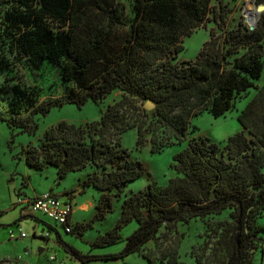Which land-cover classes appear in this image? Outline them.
Here are the masks:
<instances>
[{
    "label": "trees",
    "instance_id": "1",
    "mask_svg": "<svg viewBox=\"0 0 264 264\" xmlns=\"http://www.w3.org/2000/svg\"><path fill=\"white\" fill-rule=\"evenodd\" d=\"M210 1L135 0L128 36L121 49L112 52L110 43L126 18L125 6L117 0H0V41L8 45L14 63L33 73L42 66H59L62 81L75 84L68 93L40 104L37 89L15 87L11 116L0 108V121L11 130L35 135L37 126L30 121L36 115L47 116L66 105L99 104L114 91L123 92L99 121L61 122L46 130L37 146L23 149L30 169L57 170V185L70 173L94 169L80 193L87 188L100 192L96 213L84 226L71 224L69 234L84 236L113 212L114 201L123 198L128 184L151 176L145 164L123 148L124 133L136 129L137 146L150 142L151 152L157 153L184 143L193 118L204 113L223 117L233 110L238 96L256 90L238 116L241 132L223 146L208 137L190 141L174 155L176 176L167 185L151 182L123 198L117 224L92 246L117 245L123 228L135 222L138 227L119 254H83L48 225L64 251L81 264L124 260L133 254L150 264H179L183 235L178 226L228 210L230 220L208 226L216 240L210 238L199 248L203 254L196 262L254 264L255 252L264 243L258 226L264 214V85H257L264 70V13L254 30L243 22L227 29V11L220 8L214 18L223 33L212 29L194 61L176 62L184 51V38L205 27ZM262 4L264 0H257ZM148 101L155 103L154 110L144 109ZM24 106L26 117L21 116ZM151 242L155 247L146 250Z\"/></svg>",
    "mask_w": 264,
    "mask_h": 264
},
{
    "label": "rangeland",
    "instance_id": "2",
    "mask_svg": "<svg viewBox=\"0 0 264 264\" xmlns=\"http://www.w3.org/2000/svg\"><path fill=\"white\" fill-rule=\"evenodd\" d=\"M125 6L126 18L125 25L119 26L116 30L115 38L110 43L112 52L121 49L126 37L128 36V23L134 16L135 0H117ZM247 0H211L207 5L208 20L205 27L194 31L190 37L183 40L184 51H182L176 62L194 61L202 50L204 44L210 39V31L215 29L218 34L223 32L219 29V21L214 18V12L225 8L226 27L231 29L240 22H244V9ZM249 17L254 21L260 17L257 11H252ZM2 15H0L1 18ZM2 41V40H1ZM0 41V108L7 115L11 116V108L16 102L17 97L15 87L29 91V88L37 89L39 98L37 104L43 102L45 98H57L68 93L75 84H66L61 78L59 66H42L35 73L20 67L14 63V59L9 52L8 45ZM259 87L264 85V70L261 79L257 82ZM256 94L255 89L238 96L235 100L233 110L220 118H214L208 113L191 120L186 141L182 144L176 142L173 146H167L157 153L151 152V144L138 147V131L129 130L122 135V146L127 149L134 160H139L145 164L151 176H144L137 181L128 184L124 189L123 198L141 189L149 183L157 182L162 186L167 185L168 181L176 176L172 169L173 157L185 149L189 142L194 139L208 137L213 142L223 146L227 139L243 128L238 122V116L245 108L247 103ZM123 98V92L116 90L106 100L99 104L88 102L82 108L75 105H66L61 109H53L47 116L36 115L30 124L37 126L35 135L22 133L21 129L11 130L8 125L0 121V264H81L67 254L63 247L59 245L57 234L48 225L56 227L55 222L51 221L42 213H34L26 204H21V199H34L37 196L50 193L61 199L70 198L75 207L82 203L84 206L77 208L76 214L72 218V224L86 225L91 222L96 213L100 192L93 188H87L81 194V184L94 171L89 167L82 172L70 173L65 180L57 185V170L50 167L44 171L30 169L22 154L23 149L28 146H37L42 140L44 133L52 126H57L61 122L75 125H84L99 121L109 105L119 102ZM15 105V104H14ZM26 107L22 108V115L26 117L29 113L25 112ZM132 116V111L130 112ZM152 116H149L150 122ZM13 135H15L13 139ZM148 141L151 135L147 136ZM27 183L24 187L23 182ZM75 193H70V192ZM19 192L22 193L18 196ZM65 192L70 194L64 196ZM72 195V196H71ZM121 200L114 201V210L108 214L102 222H96L93 229L89 230L84 236L76 231V234H67L64 229L58 226L61 237L65 243L75 247L83 254L96 256L119 254L124 246L125 240L137 229L135 222L131 223L121 231L122 241L117 245L94 249L93 243L99 235H104L117 224L121 215ZM86 205V206H85ZM89 206V207H88ZM230 210L225 211L220 216H209L205 219H194L188 224H180L178 231L183 235L180 247L179 264H198L196 256L203 254V249H199L206 241L214 236L207 230L209 225L217 224L220 221L230 220ZM261 229L259 235L264 239V214L258 221ZM36 232V238L34 237ZM221 232V231H220ZM24 233L25 238L20 234ZM50 234L49 240L41 238L40 234ZM11 234L15 237L11 238ZM213 242L216 238H212ZM155 242L146 246V250L154 248ZM39 249H43L42 254ZM195 252L193 253V250ZM210 254L208 250L205 256ZM254 264H264V243L259 244L255 252ZM206 258L204 259V261ZM90 264H150L140 254H133L124 260L93 261Z\"/></svg>",
    "mask_w": 264,
    "mask_h": 264
},
{
    "label": "built area",
    "instance_id": "3",
    "mask_svg": "<svg viewBox=\"0 0 264 264\" xmlns=\"http://www.w3.org/2000/svg\"><path fill=\"white\" fill-rule=\"evenodd\" d=\"M258 5L257 0H247V4H245V15H244V24L250 29L254 30L258 24V20H253L249 17V13L252 11H257ZM251 9V10H250ZM259 15V14H258ZM21 204H26L29 209L34 213H42L46 215L51 221L55 222L56 229L60 232L58 226L65 230L67 234L72 233V220H70V216L74 210V203L70 198L61 199L60 197L54 196L50 193L43 194L37 196L34 199H21L19 201ZM36 234V232H34ZM61 234V232H60ZM21 238H25L26 235L24 233L20 234ZM40 236L45 237L47 239L50 238V234H40ZM15 237L14 234H11V238Z\"/></svg>",
    "mask_w": 264,
    "mask_h": 264
},
{
    "label": "water",
    "instance_id": "4",
    "mask_svg": "<svg viewBox=\"0 0 264 264\" xmlns=\"http://www.w3.org/2000/svg\"><path fill=\"white\" fill-rule=\"evenodd\" d=\"M257 12H258V14L264 13V5L263 4L258 6ZM155 106L156 105L154 102L148 101L145 104L144 109H146L147 111H152V110H154ZM42 252H43V249H39V253L42 254Z\"/></svg>",
    "mask_w": 264,
    "mask_h": 264
},
{
    "label": "crops",
    "instance_id": "5",
    "mask_svg": "<svg viewBox=\"0 0 264 264\" xmlns=\"http://www.w3.org/2000/svg\"><path fill=\"white\" fill-rule=\"evenodd\" d=\"M82 203H83V202H82ZM82 203H80V205L77 206V207H75L76 204H74V210H73V213H72V215H71V220H72V218H73V216H74V213L76 214L77 208L80 207V209H81V206H82V207L84 206ZM85 206H86V205H85ZM88 207H89V206H88Z\"/></svg>",
    "mask_w": 264,
    "mask_h": 264
},
{
    "label": "bare ground",
    "instance_id": "6",
    "mask_svg": "<svg viewBox=\"0 0 264 264\" xmlns=\"http://www.w3.org/2000/svg\"><path fill=\"white\" fill-rule=\"evenodd\" d=\"M251 10V9H250Z\"/></svg>",
    "mask_w": 264,
    "mask_h": 264
}]
</instances>
